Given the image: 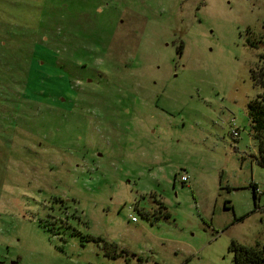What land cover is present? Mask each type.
I'll use <instances>...</instances> for the list:
<instances>
[{"label": "rangeland", "instance_id": "1", "mask_svg": "<svg viewBox=\"0 0 264 264\" xmlns=\"http://www.w3.org/2000/svg\"><path fill=\"white\" fill-rule=\"evenodd\" d=\"M263 54L264 0H0V264L261 247Z\"/></svg>", "mask_w": 264, "mask_h": 264}, {"label": "trees", "instance_id": "2", "mask_svg": "<svg viewBox=\"0 0 264 264\" xmlns=\"http://www.w3.org/2000/svg\"><path fill=\"white\" fill-rule=\"evenodd\" d=\"M179 47L178 53L182 51ZM253 79L259 85L261 91L250 102H248V112L250 116V128L252 136L258 142V152L255 160L258 165L264 167V54L260 68L253 72ZM253 198L257 200L256 184L250 185ZM229 248L233 254L230 264H264V243L259 246H248L231 241Z\"/></svg>", "mask_w": 264, "mask_h": 264}, {"label": "built area", "instance_id": "3", "mask_svg": "<svg viewBox=\"0 0 264 264\" xmlns=\"http://www.w3.org/2000/svg\"><path fill=\"white\" fill-rule=\"evenodd\" d=\"M233 134H234V137H236L239 133H238L237 130H233ZM180 179H181L182 181L186 182V181H188V176L185 175V174L183 173V174L181 175ZM256 191H257V189H256ZM131 219H132L133 221L136 220L133 216H131Z\"/></svg>", "mask_w": 264, "mask_h": 264}]
</instances>
